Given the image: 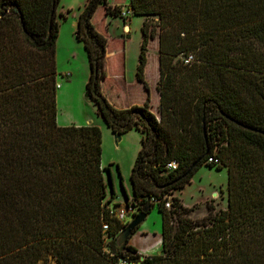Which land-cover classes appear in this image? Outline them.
Listing matches in <instances>:
<instances>
[{"label": "trees", "instance_id": "trees-1", "mask_svg": "<svg viewBox=\"0 0 264 264\" xmlns=\"http://www.w3.org/2000/svg\"><path fill=\"white\" fill-rule=\"evenodd\" d=\"M59 2L0 0V264L140 261L129 239L116 245L129 221L110 213L123 204L113 201L112 165H101L100 127L57 124ZM99 3L111 14L108 0H88L75 31L89 60L86 91L114 134L142 135L130 199L118 168L124 206L135 215L150 197L148 213L156 205L162 219L159 252L139 264H264V0H129L130 16L157 19L142 23L135 75L147 90L157 35L158 116L149 99L116 108L103 95L107 39L91 21ZM202 165L227 168V207L208 203L192 217L170 194Z\"/></svg>", "mask_w": 264, "mask_h": 264}, {"label": "rangeland", "instance_id": "rangeland-1", "mask_svg": "<svg viewBox=\"0 0 264 264\" xmlns=\"http://www.w3.org/2000/svg\"><path fill=\"white\" fill-rule=\"evenodd\" d=\"M87 2L88 0H60L56 8V17L60 23L56 44L57 83H68V100L65 101L66 95L60 98L61 119H68L69 122L77 125H86L89 116L93 118L94 123L92 125L100 127L102 132L101 162L104 163V166L111 164V170L120 178L119 168L126 193L131 196L129 176L141 147L142 135L139 131L131 129L121 134V140L116 145V134L97 114L96 104L84 96L90 67L83 41L76 40L75 31L78 16ZM109 2L114 3V5H110L111 14H106L103 3H99L91 18L95 28L103 34L106 33L108 49L112 52V56L107 62V78L103 82L101 91L103 90V95L116 108H126L133 103L143 105L146 101L147 92L143 84L137 81L135 75L137 67L135 63L138 61L142 40L141 26L143 21L146 20L150 23L149 28L151 29L157 19L156 17L141 15H132L127 19H123L118 12H114L113 7L117 5L116 3L123 6L127 0H108V4ZM72 27L75 28L72 30ZM124 46L125 53H123ZM119 49L122 50V53L119 55L114 54ZM158 60V37L156 35L154 39L148 42L147 50V63L151 61V64L148 67L147 74H145V79L150 86L151 93L156 90L155 80L157 79V83L159 80L158 72L153 69H158ZM63 74H66V77L70 75V80H66ZM121 77H124V79H120ZM149 107L152 112L155 111V114L159 115V103L155 104L153 95ZM103 175L109 191V182L105 171ZM227 181L228 173L225 166L217 170L215 167L210 168L202 165L191 177L190 182L180 189L173 190L170 197L178 196L185 206L193 208L192 217H201L207 212L206 204L208 203H212L216 209L227 207ZM120 185L121 183L117 182V188L123 194ZM130 215L128 221L132 219ZM161 228V214L155 205L134 230L128 243L134 246L143 256L155 254L159 252L161 247ZM140 261H128L126 264H139ZM41 264L58 263L54 257L49 255L47 259L41 261Z\"/></svg>", "mask_w": 264, "mask_h": 264}, {"label": "crops", "instance_id": "crops-1", "mask_svg": "<svg viewBox=\"0 0 264 264\" xmlns=\"http://www.w3.org/2000/svg\"><path fill=\"white\" fill-rule=\"evenodd\" d=\"M109 4L110 5H114V3H112V2H109ZM117 5H120V4H118V3H116ZM93 23V22H92ZM94 24V23H93ZM95 25V24H94ZM73 28H75V27H72V30H73ZM128 29L130 30V27L128 26ZM97 31L98 32H100L98 29H97ZM101 33V32H100ZM102 35H104V37H106V33L105 34H103V33H101ZM106 39H107V44H106V57H105V71H106V77L101 81V89H102V87H103V82H104V80L107 78V62H108V59L110 58V56H112V52L111 51H109V49H108V38L106 37ZM56 44H57V42H56ZM122 53V50L121 49H119V50H117V51H115L114 52V54H116V55H119V54H121ZM123 53H125V46L123 47ZM56 54H57V45H56ZM137 63H138V61H137ZM137 63H135V66L137 65ZM151 64V61L149 62V63H147L146 64V66H145V74H147V71H148V67H149V65ZM154 66H156L155 64H154ZM155 71H157L158 72V75H160V68H159V60H158V69H156V68H153ZM67 74V73H66ZM66 74H63V77L66 79V80H70V75H68V77H66L65 75ZM120 79H124V77H121ZM158 79H159V77H158ZM154 80H155V78H154ZM122 81V80H121ZM145 81H146V79H145ZM146 83H147V85H148V89L146 90L145 88V90H146V92H147V97H146V100L147 99H149V102H150V100H151V97H152V95L154 96V102H155V104H158L159 103V99H160V95H159V92L157 91V88H156V86H157V79L155 80V89L156 90H154V94L153 93H151V89H150V86H149V84H148V82L146 81ZM68 83L67 82H62V83H57V124L58 125H60V126H67V125H71V124H74V123H71V122H69L68 121V119H65V120H63V119H61V108H60V98H62V97H64V95H66V97H65V101L66 100H68V97H67V93H68V85H67ZM60 87V90L58 91V88ZM103 91V90H102ZM146 102V101H145ZM144 102V103H145ZM133 105H138V104H130L128 107H130V106H133ZM127 108V107H126ZM153 113H155V111L153 112ZM90 118H89V120H88V122H86V125H89V124H93L94 123V120H93V118L91 117V116H89ZM90 122V123H89ZM89 123V124H88ZM75 125H77V124H75ZM137 131V130H136ZM101 165L102 166H104V163H102L101 162ZM112 171V170H111ZM112 178H113V186H114V191H115V199L113 200L114 202H117V203H120V204H124L125 203V196H124V193H123V191H122V193L123 194H121L120 193V190H119V188H117V182H120V178L119 177H117V174H115L113 171H112ZM129 181H130V176H129ZM130 186H131V183H130ZM120 189L122 190V187H121V185H120ZM126 190V189H125ZM129 199H130V196H129ZM162 239V238H161ZM139 253V252H138ZM140 254V253H139Z\"/></svg>", "mask_w": 264, "mask_h": 264}, {"label": "water", "instance_id": "water-1", "mask_svg": "<svg viewBox=\"0 0 264 264\" xmlns=\"http://www.w3.org/2000/svg\"><path fill=\"white\" fill-rule=\"evenodd\" d=\"M85 98L88 100H92V95L86 91ZM121 140V134L115 135V144L118 145V142ZM109 177V175H108ZM126 202V200H125ZM151 208V198L147 197V203L142 211L138 212L135 215H131V220L128 222L127 226L118 234L116 237V245L117 247L122 246L129 237L132 235L134 230L140 225V223L146 218L148 210Z\"/></svg>", "mask_w": 264, "mask_h": 264}, {"label": "built area", "instance_id": "built-area-1", "mask_svg": "<svg viewBox=\"0 0 264 264\" xmlns=\"http://www.w3.org/2000/svg\"><path fill=\"white\" fill-rule=\"evenodd\" d=\"M131 13H132V11H131V9H130V7H129V0H127V2L122 6V9L120 10V17L121 18H123V19H126V18H128L130 15H131ZM191 59V57H189L188 58V60H190ZM188 60H186V62H188ZM207 162H217V158H215L214 156H210V157H208V159H207ZM177 166H178V163L175 161V160H172V161H170V162H168L167 164H166V167L168 168V169H170V170H172V169H176L177 168ZM154 202V201H153ZM128 203V202H127ZM126 204V203H125ZM165 206L168 208V207H170V201H167L166 203H165ZM133 208H132V206L130 205V204H127V205H125L124 206V204H123V206H121V207H119V208H112L111 209V211H110V213L113 215V216H115L116 218H118L119 220H121V221H127L128 220V217H129V215L127 214V213H132L133 212ZM132 215V214H131ZM130 215V216H131ZM104 228H107V225L105 224L104 225Z\"/></svg>", "mask_w": 264, "mask_h": 264}]
</instances>
